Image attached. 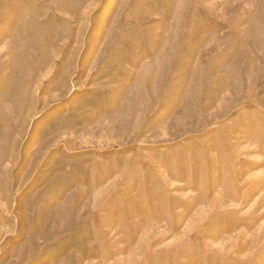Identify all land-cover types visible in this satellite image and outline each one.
<instances>
[{
	"label": "rangeland",
	"instance_id": "1",
	"mask_svg": "<svg viewBox=\"0 0 264 264\" xmlns=\"http://www.w3.org/2000/svg\"><path fill=\"white\" fill-rule=\"evenodd\" d=\"M0 264H264V0H0Z\"/></svg>",
	"mask_w": 264,
	"mask_h": 264
}]
</instances>
